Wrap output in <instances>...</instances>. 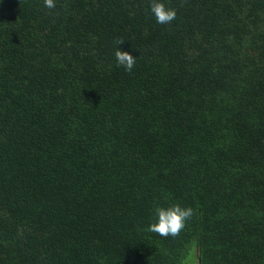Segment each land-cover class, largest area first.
<instances>
[{
  "label": "trees",
  "instance_id": "obj_1",
  "mask_svg": "<svg viewBox=\"0 0 264 264\" xmlns=\"http://www.w3.org/2000/svg\"><path fill=\"white\" fill-rule=\"evenodd\" d=\"M0 264H264V0H0Z\"/></svg>",
  "mask_w": 264,
  "mask_h": 264
}]
</instances>
